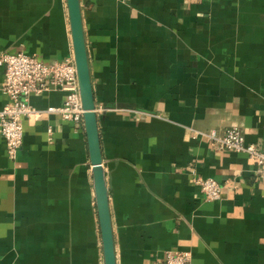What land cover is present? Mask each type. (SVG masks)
Here are the masks:
<instances>
[{
	"label": "crops",
	"instance_id": "obj_1",
	"mask_svg": "<svg viewBox=\"0 0 264 264\" xmlns=\"http://www.w3.org/2000/svg\"><path fill=\"white\" fill-rule=\"evenodd\" d=\"M117 264H264V180L247 154L194 131L240 128L264 151V0H81ZM74 56L67 0H0V55ZM5 69L0 66V110ZM60 91L33 96L62 106ZM51 130V132H50ZM0 134V264H105L85 127ZM197 178L223 186L207 201Z\"/></svg>",
	"mask_w": 264,
	"mask_h": 264
},
{
	"label": "built area",
	"instance_id": "obj_2",
	"mask_svg": "<svg viewBox=\"0 0 264 264\" xmlns=\"http://www.w3.org/2000/svg\"><path fill=\"white\" fill-rule=\"evenodd\" d=\"M0 66L5 69L2 92L8 101L0 110V134L5 138L8 158L16 161L24 144V121L40 120L45 115H59L64 121L85 127L82 96L74 56L50 66L35 55L27 53L0 55ZM60 91L66 94L62 106L38 109L31 104L33 96ZM51 132V130H50ZM196 138H203L219 151L247 154L257 167V175L264 180V151L254 144H247L240 128L223 132L194 131ZM197 184L207 201L221 200L223 186L214 178H197ZM156 264H193L190 251H168L165 259Z\"/></svg>",
	"mask_w": 264,
	"mask_h": 264
},
{
	"label": "water",
	"instance_id": "obj_3",
	"mask_svg": "<svg viewBox=\"0 0 264 264\" xmlns=\"http://www.w3.org/2000/svg\"><path fill=\"white\" fill-rule=\"evenodd\" d=\"M67 5L73 38L74 59L77 66L80 92L85 110L84 126L88 139L91 163L93 165V177L103 237L105 264H117L110 208V189L103 164L99 118L91 78L81 0H67Z\"/></svg>",
	"mask_w": 264,
	"mask_h": 264
}]
</instances>
